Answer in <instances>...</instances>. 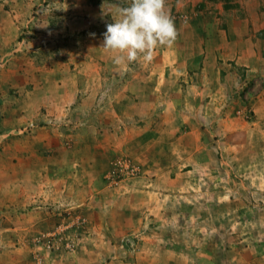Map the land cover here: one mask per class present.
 Wrapping results in <instances>:
<instances>
[{"label":"rangeland","instance_id":"rangeland-1","mask_svg":"<svg viewBox=\"0 0 264 264\" xmlns=\"http://www.w3.org/2000/svg\"><path fill=\"white\" fill-rule=\"evenodd\" d=\"M46 2L50 4L49 18L60 23L64 30L56 31L60 36L53 34L50 40L45 38L42 46L48 44L52 46V50L58 47L59 51L55 53L60 57L62 56L60 53L63 54L64 59L65 54H67L66 59L76 56L74 60L81 59L82 62H77L75 67H80L88 60L87 49L91 40L96 38L103 40L106 24L114 23L111 14L105 15L104 11L116 14L117 9L129 6L131 0H40L32 6L36 8L39 6L41 12H44L42 5ZM229 3L231 7L226 8L223 1L167 0L166 10L174 21L178 38L170 47L157 48L154 59L158 56L165 57L167 53L165 51H169V55L166 56L169 62L165 61L164 66L157 68H154L152 63L151 65L150 63L126 64L122 67L131 75L126 73L125 77L133 78L134 83L142 85L145 91L158 88L159 76L166 74L167 77L172 76L175 79L176 65L171 63L172 58L176 55L182 57L188 54L187 51L191 48L194 50L195 44L200 40L201 30L193 27V20L196 18L208 25L209 29L219 23L228 27L233 24L243 27L244 24L249 27L248 32L252 31L253 22L257 23L259 18L264 23V0H230ZM24 9L23 0H0V85L7 83L9 90H12V82L6 80H10L11 68L19 65L18 59L31 57L33 51L27 42L38 37V30L33 27L32 21L27 22L31 17L30 14ZM252 16L259 17L254 20ZM209 33L211 34L210 30ZM207 36L204 37L205 40ZM235 66L234 70L239 72L240 67L236 64ZM105 67H107L104 68L105 72L110 69L108 65ZM164 68L166 71L160 75L159 72ZM84 72L82 77L89 74ZM99 73L81 82L79 87L88 89L87 93L79 97L84 103L79 105L83 109L75 108L70 111L71 119L73 121L76 119L77 124L62 129L67 135L73 133L80 135L79 139L74 137L70 142L72 145L76 140L83 144L81 148L85 156L92 155L95 145L104 148L107 155L104 157L99 155V159L91 167L95 166L97 174L101 171L105 175L103 176L105 182L115 188L114 208L117 213H119L118 209L121 210L117 215L116 226L128 227L125 232L113 237V242L119 249L112 253H118L117 256L101 253L100 256L97 255L94 264H115L116 260H119L120 264H170L172 258L181 260L176 261V264H264V127L225 135L219 120L223 110L217 111L208 107L205 110L207 114L203 111L202 113L207 117L211 116V119H203L201 127L181 126L180 130L177 126L161 127L158 126V117L154 115L155 121L151 118L153 121L147 125V128L138 130V123L132 120L133 117L138 116L135 115L133 104L136 101L133 94L129 91L120 92L116 96L112 95L111 100L107 99L106 94L97 96V91L92 88L98 85L106 87L108 84V80L105 81L104 77L102 80L97 79ZM235 77L234 84H240V76ZM116 81L118 82L115 84L116 87L121 86V81ZM229 81L231 83V79ZM177 83H181V80ZM260 91L262 89L259 85L258 89L252 91L254 92L252 96L258 99L257 95ZM246 92L240 91L242 99L238 98L240 102L236 106L243 108L238 109L237 112L230 107V112L232 115L236 113L245 121H251L255 117L253 104L242 105L244 100L251 101V97ZM234 101L237 102V98ZM235 102L231 103L236 105ZM72 105L75 106L76 103ZM102 105L104 109L98 110ZM128 106L130 111H125L123 115L127 116L129 111L130 119L127 118L129 124L127 127L117 125V117H111V110L114 109L120 115L121 109ZM88 108L93 110L89 111ZM5 114L2 115V111L0 112V152L6 148L5 141L10 137L29 136L43 125L53 126L57 123L56 118H49L41 124L21 123L18 117L3 118ZM248 127L247 124L245 128ZM192 128L195 133L179 137ZM137 131L141 132L135 133ZM251 133L254 138L261 141L260 144L241 145L233 139L236 135L249 138ZM131 135L137 136L136 139L124 142L126 137L129 138ZM89 142H93L94 145H89ZM187 145L191 146L190 149H195L197 145L202 146V150H197L190 162L185 161L181 156L176 157L175 162L178 164L174 172L186 171L188 174L186 178L193 186L190 192L184 193L187 196L181 197L180 192L173 193L172 189L165 188L166 185H158L159 187L152 185L151 183H156L154 180L156 168L170 167L169 159H166L167 153L175 150L176 153L178 151L188 155ZM89 161L85 159V163ZM149 169L152 171L148 174ZM140 179H144L142 183L144 185L138 182L134 184ZM128 183L133 185L126 186ZM153 187V192L157 193L152 192L153 195H149L145 192L146 189ZM171 194L175 196L171 198ZM63 198L59 197L53 201V206L48 201L40 204L54 212L52 214L55 216L52 218L55 224L31 236L29 242L27 239L24 240L25 238L14 240L15 228L24 218L22 213L20 214L18 209L15 210L13 204L10 207L0 204V264L69 262L74 260L72 258L80 248L92 244L90 240L93 238L95 226L86 211L90 209H87L86 204L81 205L78 200L66 201ZM150 201H155L152 204L154 206L152 212H160L158 219L155 215H151L153 220L146 216L151 212L146 209ZM129 202L132 206L128 205ZM100 207L105 208L101 205ZM127 216L130 217L128 221L125 220ZM124 220L126 223L122 224ZM10 234L11 239L3 237ZM145 235H153V237L150 240L145 238ZM29 245L31 251L23 250ZM20 246L21 248L17 249ZM93 247L100 248V251L105 249L101 245ZM89 248L86 249L90 250ZM95 251L97 250L93 249L91 253ZM159 260L161 261L158 263Z\"/></svg>","mask_w":264,"mask_h":264},{"label":"crops","instance_id":"crops-1","mask_svg":"<svg viewBox=\"0 0 264 264\" xmlns=\"http://www.w3.org/2000/svg\"><path fill=\"white\" fill-rule=\"evenodd\" d=\"M23 1L24 10L31 16L27 22L32 21L33 27L38 30V37L27 42L28 46L31 47V51H33L31 57L18 59L19 65H14L11 68L10 80L6 81L12 82V90L7 88V83L0 85V112L2 111L3 115L6 111L3 118L7 116L18 117L21 123L41 124L49 118H56L55 122L57 123L53 126L43 125L32 135L10 137L5 141L6 148L0 152V159H2L0 162V204L8 207L13 204L14 209H18L17 211L20 214L22 213L24 218L20 220L19 226L15 228L14 240L25 238L24 240L27 239V242L34 234L41 230H47L55 224L52 218L55 216L52 214L54 212L47 210L46 206H40L41 203L48 201L53 206V201H56L59 197H64L63 199L66 201L73 199L78 200L81 205L86 204L87 209H90L89 211L86 210L87 215L95 226L93 238L90 240L92 244L80 248L77 254H74L72 258L74 260L69 262L60 261L59 264L90 262L94 264V261H97V255L100 256L101 253L117 256L118 253H112V251L115 252L119 249L113 242V237H117L118 233L125 232L128 227L116 226L117 215L121 210L118 209L119 213H117L116 208H114L116 205L115 188L105 182L103 179L105 175L101 171L97 174L95 166L91 167L99 159V155L102 157L107 155L104 148L95 145L92 155L85 156L81 148L84 146L83 144L76 142V140L72 145L70 142L71 139L74 140V137L79 139L80 135L78 133L67 135L62 130L65 127L76 125V119L75 121L71 119V112L75 108L83 109L80 106L84 103L79 100V97L87 93L88 89L80 88L81 82L100 72L97 79L101 78L102 80L104 77L105 81L108 80V84L106 87H101L96 82L98 86L92 88V90L97 91V96L106 94L108 95L107 99L111 100L112 95L116 96L120 92L129 91L132 93L136 101L133 104L136 111L135 115H138L133 117L132 120L134 123H138V130L147 128L151 121H155L154 115L158 117L159 124H157L161 127L165 125L177 126L179 130L181 126L201 127L203 119H211V116H206L207 112L205 110L208 107H212L217 111L223 110V115L219 120L225 135L233 134L235 131L264 127V23L260 21V18L258 19L259 16H252V19H258V22H253V32H248L249 27L244 24L243 27L238 24L228 27L219 23L213 26L214 28L209 29L207 28L208 25L197 18L194 19L193 27L201 30V37L199 36V43L195 44L194 50L191 48L187 51L188 54L182 57L176 55L175 58H172L171 63L176 65L175 72L177 75L174 76L175 79L172 76L167 77L166 74L159 76L157 77L159 79L158 88L145 91L142 85L139 86L138 83H134L133 78L125 77L126 73L131 75L129 71H124L122 66L118 67L113 63L112 55L101 47L103 40L100 38L91 40L87 49L88 60L80 67H75L77 62H82L81 59L79 61L74 60L76 56L66 59L67 54H65L64 59L63 54L59 52L62 55L60 57L55 53L59 51L58 47L52 50V46L48 44L42 46V41L45 38L50 40L53 34L60 36L56 31L61 32L64 28L57 21L55 22L49 18V3L46 2L42 5L44 12H41L39 6L37 8L32 6L40 0ZM205 36H207L208 41L204 39ZM165 52H167L165 57H156L150 62V65L152 63L154 68H157L164 66L165 61L169 62L166 58L169 51ZM235 64L240 67L239 72L234 70ZM107 65L110 69L105 72L104 68H107L105 67ZM165 71L164 68L159 74L162 75ZM83 72L89 74L82 77ZM235 76H240V84H234ZM116 80L121 81V86L116 87L115 84L118 83ZM178 80H181V83H177ZM253 80H255V83H253ZM259 85L262 91L257 95V99L252 96L254 94L252 91L258 89ZM248 89L250 92H248ZM240 91L241 93L246 92L251 97V101L245 102L244 100L242 102V105L243 103L253 104L255 117L251 121H245L236 113L232 115L230 112V107L237 112L238 109L243 108L242 106L236 107L240 102L238 98L242 99ZM236 98L237 102L234 101ZM94 99L98 100L96 97ZM231 102L237 104L233 105ZM73 103H76V105L73 106ZM102 108L103 105L98 110ZM88 109L89 111L93 110V108ZM129 109V106L123 110L121 109L122 114L120 115L114 109L111 110V117H117V125L127 127L129 124L128 119H130V116H128ZM127 110H129L127 116H124L123 113ZM202 111L206 114H203ZM247 124L249 127L245 128ZM193 128L185 131L179 137L188 133H195L196 131ZM138 132L141 131L135 133ZM196 135L198 139V134ZM136 137L134 135L129 138L126 137L124 142L135 140ZM233 139L241 145L261 143L260 140L253 137V133L249 138L236 135ZM89 145H94V143L89 142ZM190 147L187 145L188 155L181 154L178 151L176 153L175 150L167 153L166 159H169L170 167L166 169L157 167L156 178L154 179L156 183L151 184L155 187L166 185L165 188L172 189L173 193L180 192L181 197L187 196L184 193L190 192L193 187L190 185L189 179L186 178L188 174H186V171L178 173L174 171L177 170L178 162H175L177 156H181L185 161L190 162L196 155V151L202 150L200 145L195 146V149H190ZM247 153L255 154L254 152ZM85 159L90 161L85 163ZM241 160H243V157ZM150 171L152 169L147 170L148 174ZM154 180L153 182H155ZM163 180L167 183L165 184ZM137 182L144 185L142 184L144 179H140L134 184ZM132 185L128 183L126 186L130 187ZM148 185L145 186L149 187ZM152 189L148 188L145 192L153 195L154 187ZM174 196L171 194V198ZM123 197L125 198V196ZM154 202L150 201L146 206V209L151 211L146 214L150 220H153L151 215H155L158 219L160 214V212H152ZM131 204V202L128 203L132 206ZM100 205L105 208H101ZM129 219L130 217L127 216L125 220L128 221ZM125 220L121 223L125 224ZM3 237L11 239V234L3 235ZM144 237L151 240L153 235H145ZM95 245H101L105 249L100 251V248L95 249L93 247ZM20 248L21 246L17 247V249ZM93 249L97 251L91 253ZM23 250L31 251L30 245L25 246ZM176 261L180 262L181 260L172 258L170 264H176ZM115 264H120L119 260H116Z\"/></svg>","mask_w":264,"mask_h":264},{"label":"clouds","instance_id":"clouds-1","mask_svg":"<svg viewBox=\"0 0 264 264\" xmlns=\"http://www.w3.org/2000/svg\"><path fill=\"white\" fill-rule=\"evenodd\" d=\"M166 5L167 0H131L116 14L104 11L114 23L106 24L101 47L112 55L116 66L150 63L157 48L175 43L178 31Z\"/></svg>","mask_w":264,"mask_h":264},{"label":"trees","instance_id":"trees-1","mask_svg":"<svg viewBox=\"0 0 264 264\" xmlns=\"http://www.w3.org/2000/svg\"><path fill=\"white\" fill-rule=\"evenodd\" d=\"M212 1H223L225 4V7L226 8H230L231 7V4L229 3L230 2V0H212Z\"/></svg>","mask_w":264,"mask_h":264}]
</instances>
